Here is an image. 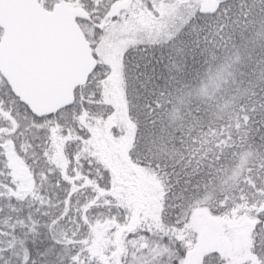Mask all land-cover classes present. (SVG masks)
<instances>
[{"label": "snow or ice", "instance_id": "6c2138e0", "mask_svg": "<svg viewBox=\"0 0 264 264\" xmlns=\"http://www.w3.org/2000/svg\"><path fill=\"white\" fill-rule=\"evenodd\" d=\"M0 264H264V0H0Z\"/></svg>", "mask_w": 264, "mask_h": 264}]
</instances>
